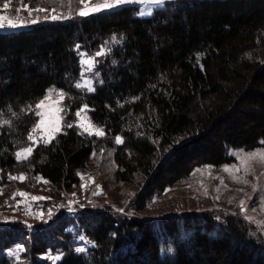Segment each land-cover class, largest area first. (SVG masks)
Returning <instances> with one entry per match:
<instances>
[{"label": "trees", "instance_id": "trees-1", "mask_svg": "<svg viewBox=\"0 0 264 264\" xmlns=\"http://www.w3.org/2000/svg\"><path fill=\"white\" fill-rule=\"evenodd\" d=\"M140 13L132 3L0 29V184L9 172L30 170L70 191L93 153L109 147L116 179L140 184L136 207L144 209L197 169L235 162L230 149L262 145L264 0H167ZM103 45V81L93 92L76 88L82 51ZM52 86L67 93L71 113L87 105L105 134L66 123L51 143L18 161L38 121L29 106ZM74 223L94 242L87 253L73 247L66 228ZM17 242L27 245L29 264H264V244L243 218L218 222L211 213L154 221L105 206L61 213L50 228L32 232L0 226V264H12L6 251ZM58 250L56 262L40 257Z\"/></svg>", "mask_w": 264, "mask_h": 264}, {"label": "rangeland", "instance_id": "rangeland-1", "mask_svg": "<svg viewBox=\"0 0 264 264\" xmlns=\"http://www.w3.org/2000/svg\"><path fill=\"white\" fill-rule=\"evenodd\" d=\"M102 2L103 0H88L89 6ZM3 3L4 0H0V9H3ZM25 5L28 8L34 9L39 7L48 11H33L31 14L27 10L17 12L18 8L23 9ZM123 5H117L100 12L115 10ZM163 5L142 4L140 5V10L148 15L157 7ZM83 6L80 0H23V3L12 0L10 7L0 12V14L11 17L19 25L15 28H19L34 24L33 21L37 23L44 20H53L51 19L53 15L61 16L60 19L56 20L70 19L73 16L80 17L78 11ZM53 9H55V12L52 11ZM95 13L99 12L92 14ZM46 16L48 19H45ZM0 29L14 28L6 26ZM101 49L105 50L106 55L95 57V53ZM107 55L108 47L106 45L101 46L100 49L92 53L82 51L81 59L95 57L97 62L94 72H86L85 68L87 66L82 65V73L77 83L91 80L92 87L96 88L103 81L102 69ZM51 88L62 90L56 86H52ZM80 89L87 90L86 87H81ZM62 91L66 93L64 90ZM66 98L67 95L60 104L65 109L64 112L60 113L64 118L62 130L66 123L78 124L79 118L75 116V113L84 107L78 108L75 112L71 113V107L66 102ZM57 99L58 97L54 92L51 100L55 101ZM37 111L39 110L37 109ZM69 115L72 116L70 117ZM81 115H86L92 125L103 129L105 133L104 128L93 121L89 110ZM39 119L38 117V121ZM36 135L38 139L35 143L29 141L26 146L21 147L18 151L29 146L34 150L38 144L43 143L41 129L37 130ZM118 137H121L123 140L122 136ZM258 149H264V143L250 150L232 148L230 149V153L234 155V153L254 152ZM113 153V149L109 147L101 148L97 151L88 167L80 172V183L70 191L55 187L49 180L41 175H34L29 172L30 170L9 172L8 177L9 174L18 177L23 173L26 178L23 181L19 179L10 180L8 178L6 182L0 184V191H2V194H0V226L15 225L32 232L41 225L42 228H50L61 213L75 217L86 208L98 209L110 206L120 213L134 214L154 221H160L165 217L187 212L200 213L201 216H204L205 213H211L218 222H221L227 216H239L246 221L251 234L264 244V162L255 159L249 161L246 165H241L238 155H234L236 157L235 162L220 167H201L191 176L167 188L164 192L154 194L147 201L144 209H137L136 200L140 184L127 183L116 179L114 175L116 164L114 163ZM225 166L229 167L230 170L228 172L224 171ZM233 166L239 167L240 171L236 172ZM246 167L248 168L247 172H245ZM234 175L247 179L249 183L237 182V180L233 179ZM37 178L42 179L38 180ZM44 181H47V183ZM252 185H256L255 189ZM18 192L29 193V196L21 197L16 195L13 199V194ZM32 196L45 197L46 199L36 201L31 199ZM241 201H244V208L247 211L242 209ZM120 209L123 211H119ZM49 211L52 213L51 217L48 215ZM246 217H252V219L249 220ZM66 229L72 230L74 234L73 247L75 249L84 248L85 251L83 253H87L94 245L93 240L76 227L75 223L70 224ZM81 236L84 237L83 240L80 239ZM6 252L12 264H29V249L23 242L15 243ZM62 255L63 252L58 250L41 254L40 257L56 262L59 259H54V257L59 256L61 258Z\"/></svg>", "mask_w": 264, "mask_h": 264}, {"label": "snow or ice", "instance_id": "snow-or-ice-1", "mask_svg": "<svg viewBox=\"0 0 264 264\" xmlns=\"http://www.w3.org/2000/svg\"><path fill=\"white\" fill-rule=\"evenodd\" d=\"M17 2L23 3V0H17ZM164 2H165V0H103L102 3H98V4H95L93 6H89L88 0H80V3L83 4L84 6L79 9L78 14L80 16H88L94 12H100L102 10H107V9H110L114 6L123 5V4L138 3V4L163 5ZM11 3H12V0H4L3 9H0V12L8 9L10 7ZM22 10H27L29 12V14H31L33 11H35V12L48 11L47 9H43V8H39V7L34 8V9L28 8L27 5H25V7L23 9L18 8L17 12L22 11ZM52 11L55 12V9H53ZM140 14L143 15L144 13L141 12ZM69 15H71V14H69ZM60 18H61V16H58V15L51 16V19H53V20L60 19ZM45 19H48V17L46 16ZM35 22L36 21H33V23H35ZM6 26L10 27V28H15V27H18L19 25L16 22H14V20L11 17L0 14V28H4ZM113 40H115V37H113ZM82 55H86V54H82ZM103 55H106V52L104 49H101L100 51H97L95 53V57H100ZM95 57H88V58L80 60L81 65L87 66L85 68L86 72H94L95 71V64L97 62ZM96 74L98 75V73H96ZM75 87L76 88L86 87L87 90L90 92L95 91V88L92 87V81L91 80H85L83 83L78 82L75 84ZM54 92L56 93L58 99L55 101H52L51 98H52V95ZM66 95H67V93H64L62 90H56V89L50 88V89H48L45 97L43 99L39 100L35 104V109H32V107L29 106V109L35 111V115L40 118L39 121L31 129V134H29L27 136V139L29 141H33L34 143L37 141L38 137H37L36 133H37L38 129L42 130L43 143H45V144L51 143L52 140L55 139L56 134L62 131V121L64 118H63V116L60 115V113L64 112L65 109L63 107H61L60 104L64 100ZM37 109L39 111H36ZM88 110H89L88 106L85 105L83 108H81L79 111H77L75 113V116L77 118H79L77 126L80 127L83 130V132L88 133L90 135L95 134L98 136H103L105 134L103 129L92 125L91 122L88 120L86 115H84V116L81 115L82 113H86V111H88ZM86 121H87V123H86ZM2 123L4 125H10L11 121L4 120V121H2ZM67 127H69V128L73 127V124H68ZM115 143H117V144L123 143L122 138L116 137ZM261 143H264V141H262ZM32 152H33V148L31 146H29V147L23 148L21 151L16 152L15 156H16V159L18 161H23V160L28 159L31 156ZM93 155H95V153H93ZM234 155H238L241 165H246L249 161L255 160V159H259L261 162H264V149H258L254 152H247V153H239V154L234 153ZM233 167H235V166H233ZM229 170H230L229 167L225 166L224 171L228 172ZM235 171L239 172L240 168L235 167ZM247 171H248V168L246 167L245 172H247ZM8 178L10 180L19 179V180L23 181L26 177L24 176L23 173H21L18 177L9 174ZM37 179L41 180L42 178H37ZM233 179L237 180V182H241L244 184L249 183V181L247 179H244L243 177H238V176L234 175ZM44 182L47 183V181H44ZM252 186L255 189L256 185H252ZM0 194H2V191H0ZM16 195H19L21 197H27V196H29V193H26V192L14 193L12 198L14 199ZM31 199L39 201L41 199H46V198L45 197H39V196H32ZM240 203H241L242 209L244 211H247V209L244 208V201H241ZM119 211H123V210L120 209ZM48 215H49V217H51V215H52L51 211H49ZM246 218L249 220L252 219V217H246ZM80 239L83 240L84 237L81 236ZM75 251L76 252H84L85 249L84 248H76ZM169 251H171V249H169ZM54 259H60V257L57 256V257H54Z\"/></svg>", "mask_w": 264, "mask_h": 264}, {"label": "crops", "instance_id": "crops-1", "mask_svg": "<svg viewBox=\"0 0 264 264\" xmlns=\"http://www.w3.org/2000/svg\"><path fill=\"white\" fill-rule=\"evenodd\" d=\"M140 5H142V4H140Z\"/></svg>", "mask_w": 264, "mask_h": 264}]
</instances>
